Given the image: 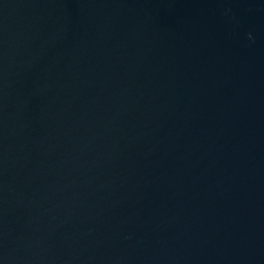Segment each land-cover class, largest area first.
<instances>
[{"label":"water","instance_id":"obj_1","mask_svg":"<svg viewBox=\"0 0 264 264\" xmlns=\"http://www.w3.org/2000/svg\"><path fill=\"white\" fill-rule=\"evenodd\" d=\"M0 264H264V0H0Z\"/></svg>","mask_w":264,"mask_h":264}]
</instances>
